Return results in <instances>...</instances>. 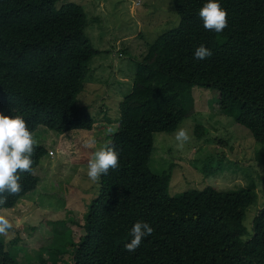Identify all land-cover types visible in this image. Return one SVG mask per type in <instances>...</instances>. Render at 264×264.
<instances>
[{
    "label": "trees",
    "instance_id": "16d2710c",
    "mask_svg": "<svg viewBox=\"0 0 264 264\" xmlns=\"http://www.w3.org/2000/svg\"><path fill=\"white\" fill-rule=\"evenodd\" d=\"M56 1L0 0V114L21 116L31 133L38 126L58 134L89 130L94 123L76 96L101 51L85 31L83 8ZM170 1L178 21L135 62L130 91L104 139L118 153L119 167L100 177L82 215L83 234L65 243L67 264H264V203L243 223L253 188L207 185L170 196L169 171L156 174L147 166L153 132H172L192 114V86L215 93L221 113L263 143L264 0H217L228 14L222 33L203 27L199 9L208 0ZM200 45L211 50L209 58H194ZM201 129L194 127L196 135ZM34 149L32 171L19 173L22 190L0 209L36 187L33 171L46 149L36 143ZM256 156L264 163V155ZM208 165L204 174L214 172ZM137 221L154 231L129 252L125 244ZM44 249L49 256L39 252L34 264H62L57 254L65 250ZM0 264H18L1 240Z\"/></svg>",
    "mask_w": 264,
    "mask_h": 264
},
{
    "label": "rangeland",
    "instance_id": "374dc122",
    "mask_svg": "<svg viewBox=\"0 0 264 264\" xmlns=\"http://www.w3.org/2000/svg\"><path fill=\"white\" fill-rule=\"evenodd\" d=\"M68 1L83 8L85 31L101 51L89 61L76 96L77 104L87 107L94 123L89 130L58 134L38 126L31 133L34 142L46 149L33 171L38 183L12 207L0 209V216L13 225L9 235L14 233L11 239L0 235V240L18 264L36 263L39 252L47 258L45 245H53L55 252L65 250L57 254L56 262L67 264L70 247L65 243L77 241L83 234L82 215L97 186L86 175L95 149L85 147L84 141L94 137L97 147L105 144L106 129H114L118 104L130 91L135 62L146 44L178 21L170 0H57L55 6ZM190 92L192 114L172 132H153L147 166L156 174L169 171L170 196L207 185L218 190L253 188L255 198L243 220L247 224L264 203V163L256 156L264 155V141L254 142L245 128L221 113L215 93L198 86H192ZM195 126L202 128L198 135ZM181 128L189 140L178 147L175 134ZM208 163L214 172L204 174L202 169Z\"/></svg>",
    "mask_w": 264,
    "mask_h": 264
},
{
    "label": "clouds",
    "instance_id": "9594fccd",
    "mask_svg": "<svg viewBox=\"0 0 264 264\" xmlns=\"http://www.w3.org/2000/svg\"><path fill=\"white\" fill-rule=\"evenodd\" d=\"M227 12L220 6L217 0H208L199 9V17L203 21V27L207 31L222 33L228 26ZM212 55L210 49L200 45L195 49L194 58L204 60ZM113 129L108 127L106 135L112 134ZM178 147L189 140L187 131L183 128L175 134ZM34 140L26 121L21 116L9 117L0 114V204H6L8 196L16 195L22 190L19 173H30L33 161ZM97 140L88 138L84 146L94 148L87 163L86 175L93 183H98L102 175H107L109 169L119 167V156L114 148L107 144L97 147ZM81 171H85L82 169ZM13 225L4 216H0V235L8 239L14 237L9 235ZM154 229L143 221L133 224L130 235L132 239L125 244V250L134 252L142 239L150 236Z\"/></svg>",
    "mask_w": 264,
    "mask_h": 264
}]
</instances>
